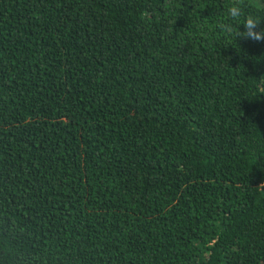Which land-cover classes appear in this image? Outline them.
Segmentation results:
<instances>
[{
    "label": "trees",
    "instance_id": "1",
    "mask_svg": "<svg viewBox=\"0 0 264 264\" xmlns=\"http://www.w3.org/2000/svg\"><path fill=\"white\" fill-rule=\"evenodd\" d=\"M225 2L0 0V264H264V41Z\"/></svg>",
    "mask_w": 264,
    "mask_h": 264
},
{
    "label": "clouds",
    "instance_id": "2",
    "mask_svg": "<svg viewBox=\"0 0 264 264\" xmlns=\"http://www.w3.org/2000/svg\"><path fill=\"white\" fill-rule=\"evenodd\" d=\"M252 7V0H226L218 20L219 26L230 35L234 33L235 39L264 41V29L260 28L264 15L252 11Z\"/></svg>",
    "mask_w": 264,
    "mask_h": 264
}]
</instances>
